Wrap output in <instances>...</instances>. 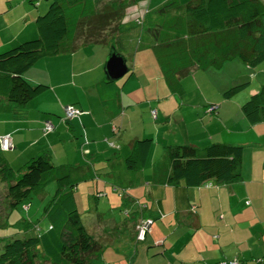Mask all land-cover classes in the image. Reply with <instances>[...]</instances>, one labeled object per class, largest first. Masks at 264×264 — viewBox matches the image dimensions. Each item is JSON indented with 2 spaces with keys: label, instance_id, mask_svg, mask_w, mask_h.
Segmentation results:
<instances>
[{
  "label": "crops",
  "instance_id": "1",
  "mask_svg": "<svg viewBox=\"0 0 264 264\" xmlns=\"http://www.w3.org/2000/svg\"><path fill=\"white\" fill-rule=\"evenodd\" d=\"M167 1L150 0L143 6L141 0H134L125 19L131 15L137 21ZM2 2L6 9L0 16L12 19H0V33L15 26L17 32L11 39H0V51L35 34L36 11L30 0ZM8 23V29L4 28ZM108 48L79 42L74 52L44 59L28 71L26 79L32 85L48 88L24 109L3 108L0 113V136L11 135L13 142V148L4 153L7 160L20 168L45 152L56 166L84 167L82 170L91 175L75 193L79 211L81 206L85 209L95 238L105 246L90 264H219L234 260L264 264V123L251 124L242 111L249 95L264 86V63L249 68L253 76L246 74V84L252 85L239 97H225L226 89L242 85L240 78L232 76L219 90L214 88L222 98L192 103L182 81L181 94L168 89L150 50L133 55L125 50L122 54L132 73L123 84L113 81L112 102L100 91L101 82L111 81L105 69L111 53ZM236 60L220 70L244 69ZM208 70L195 68L184 76H199ZM69 105L82 110V115L66 121ZM48 121L55 126L52 132L44 130ZM141 139H151L153 146L144 167L135 171L127 168L126 160ZM216 143L244 147L239 181H213L210 187L153 183L154 165L164 147L193 145L204 149ZM52 193L53 187H47L41 209ZM127 202L132 205L127 206ZM26 204L30 215L37 202ZM146 218L152 219V225L146 240L139 242L137 228Z\"/></svg>",
  "mask_w": 264,
  "mask_h": 264
},
{
  "label": "trees",
  "instance_id": "2",
  "mask_svg": "<svg viewBox=\"0 0 264 264\" xmlns=\"http://www.w3.org/2000/svg\"><path fill=\"white\" fill-rule=\"evenodd\" d=\"M29 3L36 9L35 34L0 51V113L3 108L24 109L42 95L47 85H32L26 79L28 71L44 59L74 52L79 42L112 46L119 54L125 50L131 55L150 50L174 94L182 93L181 78L192 69L220 70L236 59L250 69L264 63L262 0H168L137 20L138 26L133 29L136 31L124 33L121 27L126 10L134 0ZM114 84L109 80L100 84L102 96L112 102ZM247 85L231 88L225 97L241 93ZM242 111L251 124L264 123V86L243 104ZM44 130L47 131L46 123ZM5 137L12 136H0V226L6 225L20 205L27 206L34 197L43 201L49 185H55L56 190L44 211L47 229L40 232L39 222L20 219L17 224L24 231L0 236V264H90L105 246L85 227L75 193L91 175L82 170L84 167L56 166L45 152L14 168L4 154L7 150L2 148ZM152 146L151 139L138 140L126 160L127 168H143ZM243 156L244 147L226 143L204 149L193 145L166 146L154 165L153 183L189 187L206 186L213 181L233 183L242 177ZM144 220L152 221L146 218L141 222ZM232 262L239 264L235 260L219 264Z\"/></svg>",
  "mask_w": 264,
  "mask_h": 264
},
{
  "label": "rangeland",
  "instance_id": "3",
  "mask_svg": "<svg viewBox=\"0 0 264 264\" xmlns=\"http://www.w3.org/2000/svg\"><path fill=\"white\" fill-rule=\"evenodd\" d=\"M2 1L3 0L0 1V12H2L4 10V7H5V3ZM149 1L150 0H141V3L143 6H147V4H149ZM2 17L12 19L11 17H6V16H0V19H3ZM124 23H126V24L124 26H122V28H121L122 33H124L126 30H132L133 28L138 26L137 21L135 19L132 20L131 15H128V17L124 20ZM8 25H9V23L4 25L3 27L8 29ZM15 27L8 29V31H6V32L3 31V33H0V39H2V38L11 39L13 37V35H15V33L17 32V28H15ZM112 48H113L112 46L111 47L109 46L108 52H112ZM108 56L109 55H107L106 60H107ZM236 61H239V60H236ZM240 63L244 67V69H242L240 66H238L236 69H234V71H231L230 68H229V70H227L228 68H225V70L223 69V70H219L217 72L210 69L206 72H201V74L199 76L195 75V73L188 74L187 76H183L181 78V81L184 85V89H185L186 93L188 94V97L191 100V102L192 103L212 102V100H214V99H215V101H217L218 99L222 98V97L217 96V93L214 92V88L217 87L219 90V88L222 86V84L224 85L226 82L229 81V79H232V76H234L238 79L240 78L242 80L239 84L244 85L247 82H249V79L246 76V74L247 73L250 74L251 70L245 64H243L241 61H240ZM129 65L131 66V63H129ZM138 66H142V65L138 64ZM252 76H253V72L250 74V77H252ZM127 79H128V77H125L123 80L119 81V83L123 84L124 81H126ZM150 79L152 80L153 76H151ZM156 83L157 82H154V84H156ZM251 85L250 86L248 85L246 90L250 89ZM235 86H237V85H235ZM210 87H212V88H210ZM231 88H233V87H231ZM231 88L226 89V90L228 91ZM241 93H243V92H241ZM241 93L237 94L234 97H239V95H241ZM252 95L253 94H251L249 96H252ZM174 100L177 102L181 101L179 97H174ZM140 117L142 118L143 115H140ZM50 186L53 187V193L51 195H49V198L51 199V197L55 193L56 188H55V185H53V184L49 185L48 187H50ZM33 201H36L37 204H34V207L32 208L30 215L27 214V209L25 208L24 205H20L18 209H16L13 213H11L10 219H8L6 225L0 226V236H13L14 234H17V233L20 234L22 231H24V229L22 227L18 226V224H17L18 220H20V219H28L29 221H31V218H33L34 222H39V224H40L39 226L41 228L47 227L48 222L44 218V211H45V208H46L48 201H47V203H45V205L43 206L42 209L39 207L41 204V200H38L36 197H34L29 202L31 203ZM23 211H25V213L21 214L20 212H23ZM80 212L82 214V219H84L83 222L85 224V227L87 228V230L92 235L96 236L95 230L91 229V223L88 220V218H86V213H84L85 209H83L82 206H81ZM93 221L97 222V219L94 217ZM0 223H1V221H0ZM20 236L23 237L22 235H20ZM139 242H144V240L143 241L139 240Z\"/></svg>",
  "mask_w": 264,
  "mask_h": 264
},
{
  "label": "built area",
  "instance_id": "4",
  "mask_svg": "<svg viewBox=\"0 0 264 264\" xmlns=\"http://www.w3.org/2000/svg\"><path fill=\"white\" fill-rule=\"evenodd\" d=\"M65 112H66V119L68 120H73L77 117H79L80 115H82V111L75 109L74 107L71 106H67L65 108ZM156 114V111H154V115ZM46 130L47 131H53L54 130V125L51 122H47L46 123ZM2 148L3 150H10L13 148V142H12V138L11 137H5L2 140ZM211 185H207V187H210ZM152 225L151 220H144L143 222H141V224L138 226L137 229V240L139 241H145L147 233L150 229ZM231 264H237L236 262H232Z\"/></svg>",
  "mask_w": 264,
  "mask_h": 264
},
{
  "label": "water",
  "instance_id": "5",
  "mask_svg": "<svg viewBox=\"0 0 264 264\" xmlns=\"http://www.w3.org/2000/svg\"><path fill=\"white\" fill-rule=\"evenodd\" d=\"M105 69L111 81H120L130 73L126 58L115 49L109 54Z\"/></svg>",
  "mask_w": 264,
  "mask_h": 264
},
{
  "label": "clouds",
  "instance_id": "6",
  "mask_svg": "<svg viewBox=\"0 0 264 264\" xmlns=\"http://www.w3.org/2000/svg\"><path fill=\"white\" fill-rule=\"evenodd\" d=\"M129 68V67H128ZM143 209H144V206H143ZM138 229V228H137ZM148 234V233H147ZM147 237V236H146ZM146 240V239H145Z\"/></svg>",
  "mask_w": 264,
  "mask_h": 264
}]
</instances>
